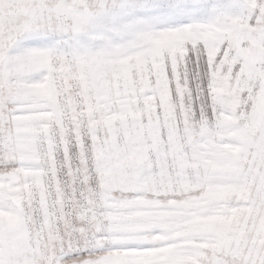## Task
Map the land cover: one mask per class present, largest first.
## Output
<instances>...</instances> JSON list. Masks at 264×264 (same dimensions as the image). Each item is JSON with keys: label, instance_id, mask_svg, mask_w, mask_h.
I'll return each mask as SVG.
<instances>
[{"label": "snow or ice", "instance_id": "1", "mask_svg": "<svg viewBox=\"0 0 264 264\" xmlns=\"http://www.w3.org/2000/svg\"><path fill=\"white\" fill-rule=\"evenodd\" d=\"M0 264H264V0H0Z\"/></svg>", "mask_w": 264, "mask_h": 264}]
</instances>
